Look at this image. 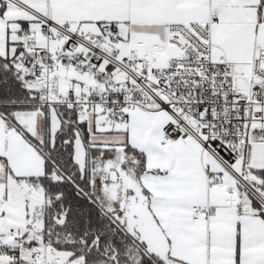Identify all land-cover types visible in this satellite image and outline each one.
<instances>
[{
	"label": "snow or ice",
	"instance_id": "snow-or-ice-1",
	"mask_svg": "<svg viewBox=\"0 0 264 264\" xmlns=\"http://www.w3.org/2000/svg\"><path fill=\"white\" fill-rule=\"evenodd\" d=\"M0 264H264V0H0Z\"/></svg>",
	"mask_w": 264,
	"mask_h": 264
}]
</instances>
